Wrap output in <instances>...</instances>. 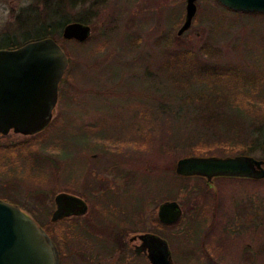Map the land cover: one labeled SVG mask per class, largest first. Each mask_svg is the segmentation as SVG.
I'll return each instance as SVG.
<instances>
[{
    "label": "rangeland",
    "instance_id": "1",
    "mask_svg": "<svg viewBox=\"0 0 264 264\" xmlns=\"http://www.w3.org/2000/svg\"><path fill=\"white\" fill-rule=\"evenodd\" d=\"M64 1L63 16L85 20L91 35L83 43L63 36L58 40L69 64L53 121L38 149L43 181L1 174L0 200H14L43 226L52 221L56 195L70 193L87 202V215L54 226L64 235L58 248L61 264H149L132 252L130 238L157 229L169 242L174 264H180L174 229L155 226L158 209L176 200L188 215L196 200L205 198L203 189L193 188L194 180L176 177V165L195 156L192 145L217 135L192 119L193 108L182 104L163 63L185 49L204 62L235 65L264 77V15L237 14L217 0H198L192 27L179 36L186 0H79L73 7L70 0ZM29 7L46 15L43 0H0V39L7 34L21 40L17 24L21 11ZM205 42L218 52L201 55ZM257 105L264 106L260 101ZM22 137L10 132L0 137V144ZM222 154L213 152L216 157ZM216 184L221 213L239 210L247 219L245 227L256 218L260 222V236L247 233L243 253L237 243L220 256L225 264L238 259L242 264H264V179ZM206 204L199 217L208 221ZM201 234L193 238L195 244L199 240L198 247L191 243L189 248L194 260L183 264H210ZM184 244L187 249L189 243ZM70 254L75 257L68 260Z\"/></svg>",
    "mask_w": 264,
    "mask_h": 264
},
{
    "label": "water",
    "instance_id": "2",
    "mask_svg": "<svg viewBox=\"0 0 264 264\" xmlns=\"http://www.w3.org/2000/svg\"><path fill=\"white\" fill-rule=\"evenodd\" d=\"M197 1L186 0L185 21L178 31L181 36L193 24ZM225 8L241 13L264 14V0H217ZM91 27L73 22L65 26V40L83 43L89 39ZM68 57L52 38L27 43L14 49L0 50V135L13 132L34 136L46 130L53 121L59 100V88L68 68ZM176 174L181 177L238 178L261 181L264 161L252 156L188 157L178 161ZM52 222L88 212L87 203L74 195L60 193L55 197ZM176 201L159 207V220L174 225L182 217ZM140 249L149 248L151 264H172L167 241L153 235H142ZM0 264H61L58 247L47 232L17 205L0 200Z\"/></svg>",
    "mask_w": 264,
    "mask_h": 264
},
{
    "label": "trees",
    "instance_id": "3",
    "mask_svg": "<svg viewBox=\"0 0 264 264\" xmlns=\"http://www.w3.org/2000/svg\"><path fill=\"white\" fill-rule=\"evenodd\" d=\"M78 1L70 0V7L75 6ZM80 1L86 4L91 0ZM43 2L46 15L37 14L36 9L32 7L23 9L20 15L22 19L17 24V29L22 36L21 40L18 41L16 37L11 38L6 34L0 39V50L18 49L27 43L46 38H52L59 43L63 29L73 22L67 16H63L66 1L43 0ZM236 13L262 15L260 13ZM76 22L87 24L83 19H78ZM216 52L218 50L210 42H205L200 49L201 55H212ZM162 70L170 77L176 90L180 91L179 97L182 104L193 108L192 119L200 126L211 129L217 135L215 139H204L192 145L195 156H216L213 152L220 150L223 156L219 155V157L252 156L264 160V106H256L259 101L264 105L263 76L249 73L235 65L204 62L198 53L185 49L171 54L170 58L163 63ZM258 77H260L259 80ZM157 118L158 116L156 120ZM150 123L153 124L154 121ZM47 129L34 136H23L20 140L0 144V175L7 174L10 179L31 178L35 182L43 181L44 166L40 162L42 156L39 155L38 149ZM176 177L182 181L194 180L196 185L193 188L197 187L209 193L201 178H187L177 174ZM3 200L17 204L10 198L4 197ZM33 218L39 224L36 217ZM64 221L66 219L58 222L51 221L46 226L39 224L51 239L56 241L59 249L64 235L62 228L61 230L55 229L54 226Z\"/></svg>",
    "mask_w": 264,
    "mask_h": 264
},
{
    "label": "flooded vegetation",
    "instance_id": "4",
    "mask_svg": "<svg viewBox=\"0 0 264 264\" xmlns=\"http://www.w3.org/2000/svg\"><path fill=\"white\" fill-rule=\"evenodd\" d=\"M196 178V177H194ZM201 178L206 187L207 195L205 194V198H203L200 202L196 200V203L192 205V208H189L190 214L186 215L185 210L186 208L184 205L176 200V201L182 210V217L181 219L175 223L174 225H165L161 223L159 220V216L157 213V221L155 222V226H159L162 229L165 228H172L174 229V237L175 241L178 243L179 248L177 250V257L180 255L179 263H189L190 261L194 260L192 250L189 248L192 247V244H194L195 247H198V241L197 244H195L194 236H198L199 232L203 231V234H201L204 238H206V241L202 240V247H205V257L209 261L210 264H225L222 257L220 255H224L229 249H227L231 244H237L242 247V253H243V247L245 244V238L247 233H254L260 236L259 231L260 229H257V227L260 225V222H258L259 219H255L254 221H249L251 224L248 227H245V221H247L245 215L238 210L237 214L236 212H222L220 210H223V204L221 199V190L218 186H216L218 180H230V179H238V178H223L218 177L214 178L212 181H208L206 178ZM244 180V179H243ZM250 180V179H249ZM254 181V180H253ZM258 182V181H254ZM179 189V188H178ZM70 194V193H69ZM74 195V194H70ZM77 196V195H74ZM81 199H83L80 196H77ZM84 200V199H83ZM85 201V200H84ZM206 205V211H208L209 220L207 221L204 217L200 218L199 216H203V208L205 203ZM87 203V202H86ZM88 205V204H87ZM89 207V206H88ZM187 209V210H189ZM90 208L88 209L89 212ZM203 210V211H202ZM220 211V213H217V211ZM193 211H196L197 213H194ZM88 212L85 214L87 215ZM159 212V209H158ZM85 215L81 216H71L65 219H71V218H80ZM257 217V216H256ZM250 220V218H249ZM207 221V222H206ZM165 227V228H164ZM207 228V229H206ZM160 230V229H159ZM114 235H119L118 232H116ZM142 235H153L160 237L161 239L167 241L164 237H162L160 234H158V229L156 231H149L141 234L134 235L130 238V243L132 245V252L137 257H143L147 260L149 264V248L145 247L144 249H140V253H137L138 247L143 246V242L139 239ZM186 236V240L184 239V236ZM199 238V237H198ZM210 238V239H209ZM138 242V244H137ZM189 243V247L187 249H184L182 247L185 245L184 243ZM168 245L169 242L167 241ZM192 243V244H191ZM212 244V245H211ZM215 244V247L212 249L211 246ZM170 249V245H169ZM204 249V248H203ZM171 252V249H170ZM68 260L71 257H75V255L70 254L67 256ZM240 260V261H239ZM219 261V262H218ZM171 262L174 264L172 259V252H171ZM242 259H238V262H235L233 264H242ZM70 263V262H69Z\"/></svg>",
    "mask_w": 264,
    "mask_h": 264
}]
</instances>
